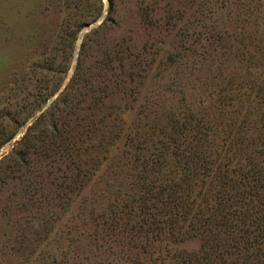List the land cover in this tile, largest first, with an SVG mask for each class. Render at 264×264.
<instances>
[{
	"label": "trees",
	"instance_id": "1",
	"mask_svg": "<svg viewBox=\"0 0 264 264\" xmlns=\"http://www.w3.org/2000/svg\"><path fill=\"white\" fill-rule=\"evenodd\" d=\"M109 2L107 18L85 37L68 84L0 160V187L16 179L23 196L36 205L40 183L35 179L42 176L34 164L43 159L55 168L49 178L60 180L49 182L55 186V199L70 201V195L82 191L104 167L124 133V193L117 191L115 204L109 203L96 218L91 236L121 246L129 264H264V79L223 77L213 115L190 108L163 120L155 118L157 126L150 128H132L123 114L111 120L102 114L107 101L115 90L126 92L139 65L125 57L118 61L113 52L96 61L94 68L86 65L91 35L115 23L113 0ZM151 3L158 4L143 2L141 11L153 26ZM248 13L249 9L244 12ZM249 16L242 20L243 27L252 20ZM169 23L173 25L175 18ZM87 25L81 24L73 39ZM226 37L231 36L216 35L214 41ZM232 37L239 46L221 54V70L229 56L241 64L240 57L251 52L244 47L243 29ZM258 51L264 53V47ZM39 68L45 73V87L35 105L57 94L67 73L63 70L64 75L54 79L53 66ZM15 137L16 133L9 135L0 150ZM51 199L43 196L44 203ZM189 239L200 241L198 251H158L164 244Z\"/></svg>",
	"mask_w": 264,
	"mask_h": 264
},
{
	"label": "rangeland",
	"instance_id": "2",
	"mask_svg": "<svg viewBox=\"0 0 264 264\" xmlns=\"http://www.w3.org/2000/svg\"><path fill=\"white\" fill-rule=\"evenodd\" d=\"M147 1L151 0H113L115 23L91 35L88 67L94 68L96 61L112 52L118 61L125 57L141 66H136L138 75L126 84V92L125 88L112 92L102 113L107 118L123 114L132 128H150L157 126L156 119L190 108L213 115L223 77L264 79V53L258 51L264 47V0H153L158 3H151L153 26L142 16ZM110 10L109 0H0V144L16 133L1 148L0 160L42 115L38 114L49 100L58 98L74 74L85 37L96 28L86 29L102 24ZM249 14L252 20L243 27L242 20ZM81 24L88 25L73 39ZM242 29L244 47L251 52L240 57L241 64L229 56L221 70V54L239 46L230 38ZM216 35L231 37L218 42ZM43 65L56 70L51 78L63 76V70L67 73L61 90L35 105L44 92L45 73L38 70ZM118 124L124 128V123ZM34 168L42 176L35 179L40 183L36 205L23 196L18 180L7 179L10 185L0 187V264H129L121 246L90 235L99 222L96 218L109 203L115 204L117 191L124 193V133L104 167L94 172L82 191L70 195V201L55 199V186L49 182L60 180L48 175L55 168L43 159ZM46 194L52 197L50 203L43 202ZM162 246L158 251L164 255L196 252L200 241Z\"/></svg>",
	"mask_w": 264,
	"mask_h": 264
},
{
	"label": "water",
	"instance_id": "3",
	"mask_svg": "<svg viewBox=\"0 0 264 264\" xmlns=\"http://www.w3.org/2000/svg\"><path fill=\"white\" fill-rule=\"evenodd\" d=\"M104 19V17L102 18V20ZM104 21V20H103ZM99 25H101V23H95V24H93V25H91V26H89L86 30L87 31H91V30H93L94 28H97ZM84 33L82 34V36H81V38H83L84 37ZM57 97H53L51 100H49V102L46 104V106H44L43 108H42V110L39 112V114L38 115H41V114H43L45 111H46V109L54 102V100L56 99Z\"/></svg>",
	"mask_w": 264,
	"mask_h": 264
}]
</instances>
